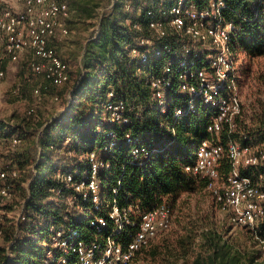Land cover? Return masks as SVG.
Listing matches in <instances>:
<instances>
[{
	"label": "trees",
	"instance_id": "obj_1",
	"mask_svg": "<svg viewBox=\"0 0 264 264\" xmlns=\"http://www.w3.org/2000/svg\"><path fill=\"white\" fill-rule=\"evenodd\" d=\"M112 1L106 0L109 8L94 23L96 38L91 39L92 34L83 46L82 66L76 67L74 75L70 73V80L63 86L45 83L51 89L66 88L61 98L52 93L53 102L64 101L62 109L45 122L35 111L26 114L22 124L0 121V149L16 147L12 146L15 137L20 144L26 139L25 150L17 152L14 162L0 170L17 171V176H8L6 183L20 198L16 204H24V220L2 217L0 221V264H56L50 262L59 252L51 247L49 226L61 228L65 236L75 231L77 239L85 243L107 234V230L90 225L89 218L99 211H93L89 201L76 197L61 180L65 173L79 177L88 167L91 152L108 163L98 174L107 200L139 213L153 210L164 200L170 205L169 229L140 249L130 264H264L257 247L258 238L264 237V222L255 232L236 229L207 190L208 179L185 171L194 163V151L204 141L226 149L232 140L264 151V99L258 97L249 114L241 109L231 134L225 128L210 133L207 127L214 111L202 103L189 110L188 96L179 93L174 78L166 96V111L161 113L145 74H159L180 46L190 40L187 36H168L146 47L138 38L151 36L146 12L169 9L174 0ZM188 1L198 9L208 2ZM222 1L223 19L235 27L233 50L238 59H247L241 73L245 78L256 61H264V0ZM135 23L140 25L139 30L132 28ZM161 47H170L171 51L163 50L155 57L151 48ZM132 48L147 53L148 62L141 64L134 59ZM195 51L200 57L193 61L194 66L206 67V52L199 46ZM259 83L264 84V75ZM109 91L130 109L123 128L104 121L102 104ZM257 94L264 96V91ZM177 108L183 111L179 117L174 115ZM109 130L116 134L114 138L107 136ZM126 134L137 138V145L145 148L142 159L132 160V145L125 141ZM229 169L224 152L218 167L220 180L226 178ZM241 175L264 191V163L242 168ZM68 198L73 199L71 204ZM116 238L122 244L129 241L127 234Z\"/></svg>",
	"mask_w": 264,
	"mask_h": 264
},
{
	"label": "built area",
	"instance_id": "obj_2",
	"mask_svg": "<svg viewBox=\"0 0 264 264\" xmlns=\"http://www.w3.org/2000/svg\"><path fill=\"white\" fill-rule=\"evenodd\" d=\"M224 3L222 0H208L206 7L198 9L188 0H174L169 9L148 10L149 38L139 37L140 45L150 47L153 41L168 36H187L188 44L180 46L178 51L163 65L159 74L146 73L145 78L152 89V99L165 113L166 96L173 79L178 81V91L188 96L189 110H194L202 103L214 112L207 131L219 133L226 129L231 134L235 129V119L241 113L242 105L239 94L241 74L238 71V56L233 50L234 24L222 17ZM70 16L66 0H0V81L6 77L8 63H18L29 56V67L33 74L40 75L49 84L63 86L70 80L69 66L49 45L56 37L65 38L70 34L67 21ZM133 29L139 30L135 23ZM96 38L95 35L91 38ZM199 46L206 52L207 66L196 67L193 61L200 57ZM155 57L168 53L169 47L151 48ZM131 56L139 63L146 64L149 55L131 49ZM19 88L13 90L18 94ZM38 100L41 93L33 91ZM113 92H107L102 104L104 121L110 125L123 128L128 122V105L120 99L113 98ZM57 101L56 96L53 97ZM33 109L27 111L31 115ZM183 111L175 110V117ZM109 130L107 136L114 138ZM68 141V140H67ZM125 141L132 145V160L142 159L145 148L137 145L138 139L125 135ZM21 140L12 139V146ZM113 144H110L112 147ZM229 161L230 169L223 180L219 179L218 167L223 156ZM88 167L80 174L65 173L61 180L74 195L89 201L93 211L99 214L89 218L90 225L100 230H107L101 240L95 239L85 243L77 239L72 231L65 236L61 228L49 226L51 247L59 252L51 263L56 264H130L136 253L149 245L160 233L169 229L172 221L170 205L164 200L156 208L145 213L121 207L105 198L102 182L98 174L108 167L94 152L88 156ZM264 163V151L258 147H243L229 140L226 149L221 144L202 142L194 151V163L186 166L185 171L195 176L208 179L207 190L210 191L221 209L228 214L229 223L234 227H243L252 232L257 231L264 222V191L250 178L241 175L244 167ZM16 177L17 171L9 173L0 171V200L12 202V192L6 183L7 177ZM74 196V198H75ZM71 198L68 202L72 203ZM82 212V209H80ZM12 220H24V204L15 206L11 212ZM6 215L0 211V216ZM1 234V231H0ZM128 235L129 241L122 244L119 235ZM258 250L264 260V237L258 238Z\"/></svg>",
	"mask_w": 264,
	"mask_h": 264
},
{
	"label": "rangeland",
	"instance_id": "obj_3",
	"mask_svg": "<svg viewBox=\"0 0 264 264\" xmlns=\"http://www.w3.org/2000/svg\"><path fill=\"white\" fill-rule=\"evenodd\" d=\"M69 4L70 16L67 21V26L70 34L65 37H56L51 40V47L55 49L58 56L68 64L70 73L74 75L76 67L83 56V46L90 39L92 34H95V25L98 15L102 11L107 10L106 0H66ZM112 1V0H111ZM113 2V1H112ZM120 0H116L119 3ZM106 6V7H105ZM30 57H23L18 63L7 64L6 77L0 81V121H11L18 125L24 123L27 111L33 109L40 121H48L55 115L56 110H61L64 101L53 102L52 93H56L60 98L64 96L66 88L51 89L46 86L40 75L32 73L29 67ZM247 59L239 56L238 71L243 74L246 67ZM249 76L241 78L239 85V94L242 105V112L251 113L249 110L252 103L261 97L259 91H264V84L259 83L261 76L264 75V61L258 60L251 66ZM18 87L19 93L13 94V90ZM46 87V88H45ZM38 89L41 91V97L38 100L34 97L33 91ZM26 139L16 147L3 146L0 149V170H3L10 162H14V155L25 150ZM12 192V191H11ZM20 198L16 193L12 192V202H2L0 200V211L6 215L0 216L9 217L12 220L14 215L11 213L18 206ZM13 205V210L9 207ZM238 227H236L237 229ZM1 243V241H0Z\"/></svg>",
	"mask_w": 264,
	"mask_h": 264
},
{
	"label": "crops",
	"instance_id": "obj_4",
	"mask_svg": "<svg viewBox=\"0 0 264 264\" xmlns=\"http://www.w3.org/2000/svg\"><path fill=\"white\" fill-rule=\"evenodd\" d=\"M49 45L51 46V40H50V42H49ZM83 54V53H82ZM78 66H82V63H81V60H80V62H79V64H78ZM7 68V67H6ZM42 77V76H41ZM43 79V78H42ZM44 80V79H43ZM44 82L46 83V81L44 80ZM64 110H66V109H64ZM64 110H62V111H64ZM9 218V217H8Z\"/></svg>",
	"mask_w": 264,
	"mask_h": 264
}]
</instances>
